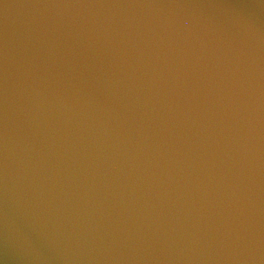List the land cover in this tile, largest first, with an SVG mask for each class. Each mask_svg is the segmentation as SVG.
I'll list each match as a JSON object with an SVG mask.
<instances>
[{
  "label": "water",
  "instance_id": "1",
  "mask_svg": "<svg viewBox=\"0 0 264 264\" xmlns=\"http://www.w3.org/2000/svg\"><path fill=\"white\" fill-rule=\"evenodd\" d=\"M0 264H264V0H0Z\"/></svg>",
  "mask_w": 264,
  "mask_h": 264
}]
</instances>
